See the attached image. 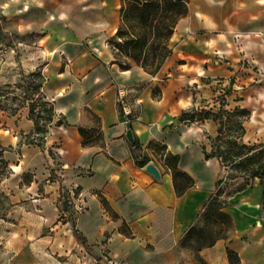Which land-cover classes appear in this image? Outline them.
Masks as SVG:
<instances>
[{"label":"crops","instance_id":"obj_1","mask_svg":"<svg viewBox=\"0 0 264 264\" xmlns=\"http://www.w3.org/2000/svg\"><path fill=\"white\" fill-rule=\"evenodd\" d=\"M110 1L113 15L108 30L113 34L121 20L117 0ZM188 7L170 38L172 53L156 74L138 64L121 68L113 50L102 40H97L96 56L86 51L76 59V68L85 73L76 95H65L61 78L50 80L43 73L44 92L51 81V91L65 97V102L56 100L59 113L55 110L66 121L59 126V137L61 158L71 168L67 180L88 195L94 224L100 220L99 206L107 209L102 196L108 202L107 210L127 223L125 237L145 250L131 253L130 264H188L184 258L187 251L179 241L197 223L222 170L217 158H206L203 149L207 136L217 130L216 122H189L179 115L193 107L215 109V89L227 84L242 59L264 63V0H188ZM64 65L56 56L47 71L55 75L64 71ZM119 90L128 100L129 113L119 109ZM132 101L139 105L136 114ZM129 121L142 153L159 168L160 178L132 155L126 134ZM28 125L32 128L33 120ZM80 127L98 133L99 140L84 143ZM151 142L167 146L162 158L156 156ZM167 152L178 154V169L193 178L192 186L181 194L176 190L172 169L164 161ZM20 223H25L24 219ZM149 243L157 248L166 246L160 251L143 248ZM235 252L244 264L245 251ZM198 253L207 264H230L222 239ZM142 256L149 258H138Z\"/></svg>","mask_w":264,"mask_h":264},{"label":"rangeland","instance_id":"obj_2","mask_svg":"<svg viewBox=\"0 0 264 264\" xmlns=\"http://www.w3.org/2000/svg\"><path fill=\"white\" fill-rule=\"evenodd\" d=\"M117 2L121 20L123 1ZM111 3L110 0H0V90L5 92L0 100V146L5 149L0 161V264H130L131 253L145 251L125 237L128 225L112 211L99 206L100 220L94 224L88 195L67 180V170L71 168L61 158V125L56 124L62 116L57 114L46 132H37L34 125L32 128L28 125L32 119L27 105L12 114V108L22 101L14 96L22 93L17 85H25L24 74L40 66L50 80L61 78L65 95L78 93L85 73L76 68V59L86 51L96 56L97 40L113 50L115 33L108 30L113 15ZM56 56L65 67L63 72L52 75L47 66ZM262 59L264 62V56ZM134 66L137 64L131 67ZM50 82L46 83L45 92L59 113L57 102H65V97L59 98L52 92ZM138 90L139 86L133 93ZM215 91L218 102L215 109L221 102L228 109L238 105L251 109V116L245 121L244 141L264 140V63L242 59L227 84ZM121 93L119 90L117 104L121 112H126L128 100ZM132 102L136 104V112L132 113L136 114L139 105ZM86 136H92L88 142L99 140L95 132H87ZM207 144L210 149L208 136ZM154 153L163 157L162 151ZM219 164L224 177L228 172L220 161ZM236 174L234 180L227 179L221 184L222 192L218 202H213V209H205L194 230L180 239L179 246L187 251L184 258L188 264H207L198 251L219 239L225 241L227 249L245 251L244 264H264L262 187L255 178L247 188L232 194L234 183L246 181L244 175ZM216 205L222 206L221 210L230 218L220 216ZM22 219L25 223L21 224ZM72 221L84 241L75 235ZM162 246L166 245L157 248L149 243L143 248L160 251ZM237 255L241 264L242 257Z\"/></svg>","mask_w":264,"mask_h":264},{"label":"trees","instance_id":"obj_3","mask_svg":"<svg viewBox=\"0 0 264 264\" xmlns=\"http://www.w3.org/2000/svg\"><path fill=\"white\" fill-rule=\"evenodd\" d=\"M122 1L121 23L112 37L115 61L123 69H128L133 63H136L150 74H156L172 53L170 38L178 20L188 12V0ZM22 80H25V85L22 83L17 85V88H22V93L14 95L21 98L22 101L17 107L12 108V114L16 113L22 106L27 105L35 131L46 132L52 125L57 113L54 102L47 98L43 90L46 78L42 67L25 73ZM154 92L157 94V90ZM3 96H5V92L0 90V100ZM3 106L6 107L4 104ZM3 106L1 105V107ZM190 111L193 114L189 113ZM251 113L252 111L248 107L238 105L233 109H228L221 102L218 109L193 107L184 110L179 115L181 120L189 122L212 119L218 124L215 135H208L210 149H208V144H203V149L206 158H217L225 166L228 173L218 179V190L205 203L203 211L213 209V202H218V195L222 192L221 184L227 179L234 180L238 176L237 172L244 175L246 181L234 183L236 185L232 194L244 190L255 178H258L262 187L261 203L264 206V140L255 143L244 141L245 121L250 118ZM65 122L64 117H62L56 124L61 125ZM79 130L85 138L84 143H89L90 138L86 134L92 129L80 127ZM129 145L131 153L139 165L144 166L150 161V158L142 153L141 145L136 138L129 141ZM150 145L154 146L156 151H165L167 148L165 144L156 142H151ZM4 150V147L0 146V161H3ZM164 161L173 171L175 187L179 194L192 186L193 178L177 167L178 154L167 152ZM101 200L104 206L110 210L108 202L103 196ZM221 207L215 206L218 214L229 219L230 215L222 211ZM203 211L199 215V219ZM72 223L75 235L79 240L84 241L74 221ZM196 224L185 235L194 230ZM227 250L230 264H239L237 253L231 248Z\"/></svg>","mask_w":264,"mask_h":264},{"label":"water","instance_id":"obj_4","mask_svg":"<svg viewBox=\"0 0 264 264\" xmlns=\"http://www.w3.org/2000/svg\"><path fill=\"white\" fill-rule=\"evenodd\" d=\"M127 138L132 141L134 139V135H133V130L130 127V122H127ZM146 169L151 172L156 178H160L161 177V173L159 168L153 163V162H149L146 164Z\"/></svg>","mask_w":264,"mask_h":264},{"label":"built area","instance_id":"obj_5","mask_svg":"<svg viewBox=\"0 0 264 264\" xmlns=\"http://www.w3.org/2000/svg\"><path fill=\"white\" fill-rule=\"evenodd\" d=\"M126 112L129 113V111L126 109Z\"/></svg>","mask_w":264,"mask_h":264}]
</instances>
